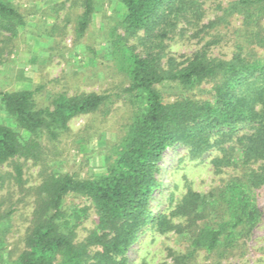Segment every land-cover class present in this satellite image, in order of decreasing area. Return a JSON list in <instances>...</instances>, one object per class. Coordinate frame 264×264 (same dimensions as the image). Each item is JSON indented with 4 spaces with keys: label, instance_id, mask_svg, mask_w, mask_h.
Masks as SVG:
<instances>
[{
    "label": "trees",
    "instance_id": "trees-1",
    "mask_svg": "<svg viewBox=\"0 0 264 264\" xmlns=\"http://www.w3.org/2000/svg\"><path fill=\"white\" fill-rule=\"evenodd\" d=\"M80 1L82 35L98 0ZM118 1L124 9L110 39L111 57L127 81L120 91H57L45 102L40 88L0 90V187L9 177L23 186L19 159L38 164L44 142L59 141L75 117L103 108L108 113L120 100L132 110L96 176L42 170L24 246L15 256L6 238L15 208L3 209L0 201V264H130L129 252L146 230L173 231L186 242L185 251L170 249L174 264H198L202 251L217 258L211 264H220L246 250L263 219L258 190L264 186V0H229L205 25L239 18L229 57L209 53L219 42L215 38L183 62L168 53L166 40L182 23L199 27L204 0ZM26 24L15 0H0V33L17 36ZM133 38L137 45L129 43ZM172 146L184 147L192 161L210 157L213 172L222 176L207 191L189 184L178 197L170 193L167 207L156 213L159 162ZM5 164L15 174L4 171ZM92 211L95 224L79 238Z\"/></svg>",
    "mask_w": 264,
    "mask_h": 264
},
{
    "label": "rangeland",
    "instance_id": "rangeland-1",
    "mask_svg": "<svg viewBox=\"0 0 264 264\" xmlns=\"http://www.w3.org/2000/svg\"><path fill=\"white\" fill-rule=\"evenodd\" d=\"M229 0H204L205 15L199 27L180 24L168 41V53L178 61H186L208 40L219 42L209 47L215 56L229 57L233 50V28L240 20L234 17L230 24L205 27L222 14L221 7ZM27 18V24L17 36L0 33V90L40 88L38 95L48 102L57 91L69 94L90 91H120L127 85L126 78L112 59L110 32L121 17L123 6L118 0H98L97 11L84 34L77 32L78 17L82 12L80 0H15ZM122 32V28H118ZM137 45L133 38L129 41ZM141 47L138 46L137 50ZM264 53V48H259ZM130 106L123 100L116 102L106 113L104 108L95 113L75 117L70 130L59 141L44 142L45 153L38 164L33 159L19 160L23 165V186L9 177L0 187L2 208L12 205L7 246L15 256L23 248L22 238L32 218L33 191L42 178V170L74 172L82 177H93L104 169V154L111 152L130 120ZM181 146L167 148L159 162L162 187L154 192L155 212L167 205L168 196L178 197L191 184L199 191H207L220 181L213 172L210 157L189 160ZM15 174L12 164L2 166ZM225 175V173L223 174ZM258 204L264 212V186L258 190ZM96 214L78 229L83 238L95 224ZM171 250L185 251L186 242L173 232L161 234L146 230L129 252L130 264H174ZM216 257L202 251L198 264H211ZM220 264H264V215L247 241L245 251H236L222 258Z\"/></svg>",
    "mask_w": 264,
    "mask_h": 264
}]
</instances>
